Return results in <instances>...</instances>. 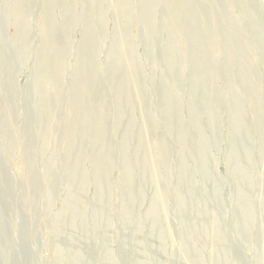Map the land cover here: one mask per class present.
I'll list each match as a JSON object with an SVG mask.
<instances>
[{"label":"rangeland","instance_id":"rangeland-1","mask_svg":"<svg viewBox=\"0 0 264 264\" xmlns=\"http://www.w3.org/2000/svg\"><path fill=\"white\" fill-rule=\"evenodd\" d=\"M196 262L264 264V0H0V264Z\"/></svg>","mask_w":264,"mask_h":264},{"label":"bare ground","instance_id":"bare-ground-1","mask_svg":"<svg viewBox=\"0 0 264 264\" xmlns=\"http://www.w3.org/2000/svg\"><path fill=\"white\" fill-rule=\"evenodd\" d=\"M224 1H228V0H224ZM184 8H186V7H184ZM184 8H182V9H184ZM130 13H131V9H130V7H129V5L127 4V6H126V8L124 9V11H123V13H121L123 16H125V17H127L128 18V16L130 15ZM178 13H179V10H169V12H168V16H169V19H170V21H171V23L169 24V26L167 27V29L169 30V31H173L174 29H178L179 27H181L183 30H185V27H184V25H183V23H182V21H181V15H178ZM152 16V11L149 9L147 12H146V15H145V18L147 19H149L150 17ZM17 20H18V25H20V27L22 28L21 29V35L23 36V37H25V34H26V27L24 26V24H23V22H22V20H21V18L20 17H17ZM123 41L121 42V44L123 43V42H125L126 41V36H124L123 37ZM248 40V37H246V39L244 40V42L245 41H247ZM246 44V43H245ZM249 44V43H248ZM120 46V45H119ZM46 49H47V46H46ZM46 49L43 51V54H44V56L46 55ZM215 49H216V47H214L213 49H212V51L213 52H215ZM253 49H254V55L256 54V53H258V50L260 49V47H259V45L258 44H255L254 45V47H253ZM120 52V51H119ZM122 52V51H121ZM121 52H120V54H121ZM93 54H94V52H93ZM119 54V53H118ZM258 55V54H257ZM196 63H197V61H196ZM198 65V64H197ZM45 65H43V67H44ZM194 66V70H195V68H196V64L195 65H193ZM94 69L96 70V69H98V66L97 65H95V67H94ZM44 70V71H43ZM63 72V63H62V61H61V58L60 59H58L57 60V64L55 65V67L54 68H51V69H47V68H45L44 67V69H41L40 71H39V74H38V77H37V84H36V81H35V84L36 85H38V88H43V86H44V83H45V81H48V80H50V81H52V80H54V81H57V83H59V81H60V77H61V73ZM198 71L196 70V73H197ZM86 77H88V75L87 74H85V73H82V75L76 80V82H75V85H78L79 83L81 84L82 82H83V79H87ZM89 79V78H88ZM135 82L136 83H138V81L137 80H135ZM85 94V93H84ZM87 94V96H88V93H86ZM41 97H42V95H41ZM78 99H79V97H78ZM255 104L257 103V104H259L260 106H263V100L259 97V96H255ZM87 101V100H86ZM45 103V102H44ZM97 105H98V108L96 109V112H95V119H96V124L98 125V127H97V130H98V132H97V134L95 135V139H96V141L97 142H101V140H102V129H103V127H102V118H103V113H104V108H103V106H104V104H105V101L102 99V98H98V100H97ZM45 107H46V109H47V104H45V106H44V109H45ZM93 110H94V108H93ZM162 151L163 150H160V153H162ZM110 156H109V153L108 152H104V153H102V155L101 156H99V158H97V160H96V162H97V170L99 171V173L100 174H102V175H104V173L106 172V170H107V166H108V164H109V161H110V158H109ZM130 180H131V178H130V174L127 172L126 173V182L127 183H130ZM252 205V204H251ZM247 206V205H246ZM249 207H250V205H248ZM253 206V205H252ZM248 207V208H249ZM216 228V227H215ZM219 231V230H218ZM220 233V232H219ZM218 241V240H217ZM216 245V244H215ZM196 264H197V262H196Z\"/></svg>","mask_w":264,"mask_h":264}]
</instances>
